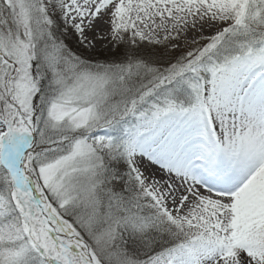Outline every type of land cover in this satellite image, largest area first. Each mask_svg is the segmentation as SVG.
<instances>
[{
	"label": "snow or ice",
	"instance_id": "snow-or-ice-1",
	"mask_svg": "<svg viewBox=\"0 0 264 264\" xmlns=\"http://www.w3.org/2000/svg\"><path fill=\"white\" fill-rule=\"evenodd\" d=\"M0 264H264V0H0Z\"/></svg>",
	"mask_w": 264,
	"mask_h": 264
},
{
	"label": "rangeland",
	"instance_id": "rangeland-1",
	"mask_svg": "<svg viewBox=\"0 0 264 264\" xmlns=\"http://www.w3.org/2000/svg\"><path fill=\"white\" fill-rule=\"evenodd\" d=\"M69 43L74 48L77 47L76 40L73 39L71 36L69 37ZM98 43H102L101 41H98L96 43V46L94 49L90 51H85L83 49H80V51L87 57L92 59H99V60H105V59H113L116 56L115 49L111 44L107 42V40H104V43L99 46Z\"/></svg>",
	"mask_w": 264,
	"mask_h": 264
},
{
	"label": "bare ground",
	"instance_id": "bare-ground-1",
	"mask_svg": "<svg viewBox=\"0 0 264 264\" xmlns=\"http://www.w3.org/2000/svg\"><path fill=\"white\" fill-rule=\"evenodd\" d=\"M102 43H98L99 46H101L104 43V40H101Z\"/></svg>",
	"mask_w": 264,
	"mask_h": 264
}]
</instances>
